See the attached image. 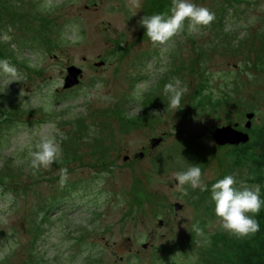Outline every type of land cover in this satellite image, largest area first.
Here are the masks:
<instances>
[{
	"label": "rangeland",
	"instance_id": "1",
	"mask_svg": "<svg viewBox=\"0 0 264 264\" xmlns=\"http://www.w3.org/2000/svg\"><path fill=\"white\" fill-rule=\"evenodd\" d=\"M191 2L214 21L158 45L140 20L171 0H0V60L17 69L0 70V264H224L250 237L215 215L220 177L258 184L213 133L247 112L264 125V0ZM70 65L81 76L63 88ZM174 78L180 109L163 91ZM45 135L61 154L36 169ZM191 165L206 190L185 195L174 173Z\"/></svg>",
	"mask_w": 264,
	"mask_h": 264
},
{
	"label": "clouds",
	"instance_id": "2",
	"mask_svg": "<svg viewBox=\"0 0 264 264\" xmlns=\"http://www.w3.org/2000/svg\"><path fill=\"white\" fill-rule=\"evenodd\" d=\"M136 8L140 7L139 0H133ZM215 19V14L207 7L198 6L191 0H171L168 13L153 14L142 17L140 24L146 30L147 37L153 44L167 45L169 41L185 28L188 22L189 33L196 32L200 26H209ZM82 39V37H81ZM0 70L6 75L15 76L17 69L8 60H0ZM181 87L178 78L164 85L163 91L170 96V106L180 109L181 98L186 91ZM55 126L53 125V128ZM34 151L30 152L33 168H50L60 156V147L55 135H45L36 144ZM59 184L63 187L68 180V169L59 170ZM202 172L199 166L191 165L185 171L174 173L178 182L177 190L185 195V185L193 189L206 190L201 180ZM211 200L214 202L215 215L218 217L221 227L236 237L254 236L260 230V224L254 218L261 210L264 201L260 198V187H249L241 183L236 187V180L232 175H225L211 186ZM197 234L201 230L194 229Z\"/></svg>",
	"mask_w": 264,
	"mask_h": 264
},
{
	"label": "trees",
	"instance_id": "3",
	"mask_svg": "<svg viewBox=\"0 0 264 264\" xmlns=\"http://www.w3.org/2000/svg\"><path fill=\"white\" fill-rule=\"evenodd\" d=\"M243 128L249 134L247 142L237 146L229 144L223 146L231 147L233 165L239 166L246 161L249 162L251 177L248 180L259 185L264 197V125H251L250 128ZM257 220L260 230L247 240L236 241L234 248L237 250L233 248L232 252L222 253L219 256L221 262L224 264H264V212L258 216Z\"/></svg>",
	"mask_w": 264,
	"mask_h": 264
},
{
	"label": "water",
	"instance_id": "4",
	"mask_svg": "<svg viewBox=\"0 0 264 264\" xmlns=\"http://www.w3.org/2000/svg\"><path fill=\"white\" fill-rule=\"evenodd\" d=\"M67 75L65 76V82L63 85V88H68L71 87L72 85L78 83V78L81 76V69L74 66L70 65L66 69ZM246 121L244 123L245 128H250L251 126V119L254 117L253 112H247L245 114ZM238 123H232L231 121L227 122L226 125H222L220 127H217L215 129V132L213 133V139L216 144L218 145H233L237 146L239 144H244L249 140V134L247 131H242L236 128ZM160 139H154V141H157ZM152 142V143H153ZM141 156L142 153L138 154V156ZM179 204H175V208L179 207ZM161 223V221H160Z\"/></svg>",
	"mask_w": 264,
	"mask_h": 264
},
{
	"label": "flooded vegetation",
	"instance_id": "5",
	"mask_svg": "<svg viewBox=\"0 0 264 264\" xmlns=\"http://www.w3.org/2000/svg\"><path fill=\"white\" fill-rule=\"evenodd\" d=\"M228 122H229V121H228ZM231 122L233 123V121H231ZM234 123H236V121H234ZM237 123H238V122H237ZM243 126H244V125H243ZM236 128L239 129V130H242V131H247L246 129H244V128L241 127V123H240V124L238 123V125L236 126ZM143 152H144V151H143ZM136 157H138L137 154H136ZM136 157H135L134 159H136ZM161 225H162V224H161Z\"/></svg>",
	"mask_w": 264,
	"mask_h": 264
}]
</instances>
